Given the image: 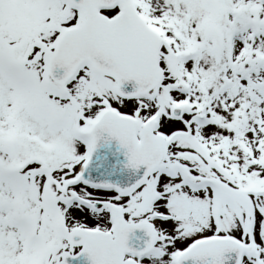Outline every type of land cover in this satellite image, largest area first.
<instances>
[{"label":"snow or ice","instance_id":"6c2138e0","mask_svg":"<svg viewBox=\"0 0 264 264\" xmlns=\"http://www.w3.org/2000/svg\"><path fill=\"white\" fill-rule=\"evenodd\" d=\"M0 264H264V0H0Z\"/></svg>","mask_w":264,"mask_h":264}]
</instances>
